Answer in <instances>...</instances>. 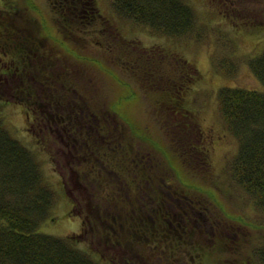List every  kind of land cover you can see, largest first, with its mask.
<instances>
[{
  "label": "rangeland",
  "instance_id": "rangeland-1",
  "mask_svg": "<svg viewBox=\"0 0 264 264\" xmlns=\"http://www.w3.org/2000/svg\"><path fill=\"white\" fill-rule=\"evenodd\" d=\"M6 1L9 5L22 7L25 13L38 19L39 27L42 23L45 35L39 34L41 28L37 30L34 26L35 32L38 31L34 36L40 38V45L48 49L47 54L51 58V63L45 65L44 70L51 69L53 72L61 68L64 82H67L68 76L71 78L74 95L79 94V99L83 95L87 101L90 107L87 117L91 113L97 116L101 107L110 125H119L114 127L120 131L119 138L110 136L109 142H102L115 153L109 156L110 159L95 156L94 153L87 155L79 144L84 135L78 137L77 132L73 134L69 129L64 132L60 129L76 121L73 115L64 113L65 106L61 103L65 118L52 113V116H58L57 121L52 120L47 125L40 123L39 117L28 113L32 108L36 111L44 108L42 103L45 101L41 100L39 104L40 99L35 96L27 98L14 92L19 77L12 73L3 74L5 66L11 61L0 52V121L14 138L32 151L43 177L56 195L49 215L41 221L38 230L66 238L101 264H131L124 259L128 250L137 253V258L142 253L146 254L149 247L144 243L130 247L126 234L118 237L120 242L110 241L113 233L108 229L112 225L101 222L106 217L103 212L111 214L117 211L119 206L116 201L122 196L108 194L110 184L99 177L107 174L130 176L125 169L117 167L119 161H125L118 157L127 153L134 157L140 153L146 156L140 161L156 164L157 176L164 178L172 189L193 198L198 204L202 203L209 211L210 223L206 221L210 236L206 238L196 234L193 241L173 242L177 247L184 243L196 251L198 245L201 254L207 247L210 252L206 253L207 264H210L209 256L211 264H240L241 261L249 264L250 260L251 264H264V208L254 203L251 195L227 170L231 157L238 149V140L225 128L218 107V90L222 86L262 88L251 73L249 59L264 49V31H254L248 23L246 26L238 22L243 19L249 22L248 18L255 19L257 23L264 22V0H184L194 11L196 25L191 31L171 36L120 15L111 0H93L97 13L101 15L99 21L103 23L93 19L80 31L71 33L78 48L74 47L83 59L69 55L59 41L54 45L52 37L51 41L46 38L53 24L46 0ZM4 4V0H0V8ZM236 24L239 26L236 27ZM53 35L59 37L55 30ZM51 44L53 48L49 47ZM128 51L129 57L133 54L166 53L174 65L184 59L192 62L197 69L199 79L191 85L186 98L190 108L197 113L203 142L209 151L213 169L207 180L197 169H189L191 164L188 166L179 157L159 121L161 116L153 110V99L147 95L149 88H146L148 81L154 78L155 70L144 73L143 66H140L137 72L143 75L139 76L133 70L136 63L127 68L124 53ZM35 67L38 68L36 64H31L27 72L35 71ZM152 82L157 83L158 80ZM36 86L42 90L40 85ZM123 86L126 88L123 89ZM113 102L119 110L112 107ZM58 120H61V126ZM84 122V126H90L86 120ZM92 122H95V117ZM68 132L69 135L66 134ZM71 138L78 139L72 144L69 142ZM120 147L121 155L119 151H114ZM107 163H114V166ZM148 191L149 186L142 192L148 195ZM132 199L133 196L129 201ZM106 219L111 221L108 217ZM96 227H100L99 232ZM165 238L156 242L170 244L169 238ZM218 242L224 244L219 245ZM217 254H221L222 259L214 260Z\"/></svg>",
  "mask_w": 264,
  "mask_h": 264
},
{
  "label": "trees",
  "instance_id": "trees-1",
  "mask_svg": "<svg viewBox=\"0 0 264 264\" xmlns=\"http://www.w3.org/2000/svg\"><path fill=\"white\" fill-rule=\"evenodd\" d=\"M46 1L52 12L53 24L47 31L48 37H44L50 41V37H52L53 41L51 42L54 45H56V41H59L62 48L70 53L69 55L83 59V56L76 50L78 47L72 39L71 33L80 31L82 26L92 23L93 19L103 23V21H99L101 15L97 13L94 1ZM111 1L120 15L132 18L134 21L145 24L165 35L183 34L193 30L196 25L194 11L184 0ZM4 2L5 6L0 8V52L9 57L8 61L11 63L5 66L3 74L18 75L20 81L14 89L17 95L20 93L27 98L35 96L36 99H40L39 104L42 103L41 100L45 101L42 103L45 105L44 108H40L39 111L32 108L28 110V113L39 117V122L47 125L52 120L56 122L58 116L64 119V113L68 112L69 116L73 115L76 118V121L69 124V127L60 129L63 132L69 129L73 134L77 132L78 137L84 135V139L79 144L82 145L83 151L87 155L94 153L95 156L110 159L109 156L115 153L110 148H106V144L104 145L102 142H109L110 136L119 138L120 131L114 127H119V125L111 126L101 107L97 116L96 113H91V117L89 115L87 117V110L90 107L83 95L80 99L79 94L74 95L70 76H68L67 82H64L61 68L53 70V72L51 69L44 70V66L51 63V58L47 54L48 49L40 45V38L34 36V34H38V31L35 32L34 29L36 26L38 30V19L30 14L29 16L22 7L9 5L6 0ZM248 19L251 24L245 19L239 21L238 24L242 22V25L247 26L248 23L254 31H264V22L257 23L254 22L255 19ZM238 24L236 27L239 26ZM39 28L42 31L39 34L45 35L41 22ZM54 30L57 32L58 38L53 37ZM53 44L49 47L53 48ZM125 53L127 68L136 63L133 70L137 75H143L137 72L140 66H143L144 71L142 72L144 73H153L155 70L154 78L148 81L149 87L146 88H149L146 91L147 95H151L153 99V110H157L161 116L159 121L166 129L179 157L188 166L191 164L189 169H197V172L201 173V177L207 180L211 177L213 169L209 151L203 142V131L199 125L197 113L190 108L186 98L191 85L199 79L197 69L192 62L180 58V63L174 65L167 58L166 53L163 55L159 52H152L147 53L146 56L133 54L132 57H129V51ZM33 63L38 68L35 67V71L27 72V68ZM53 65L55 66V63ZM249 67L253 76L261 83L260 87L262 88L222 86L218 90V107L225 128L238 140V149L231 157L227 170L231 172L235 181L245 192L251 195L254 203L264 208V49L257 56L249 59ZM155 79L158 80L157 83L152 82ZM58 80H60L59 83ZM36 85H40L42 90H39ZM118 86L120 85L118 84ZM122 88L125 89L126 86ZM81 98L82 102H80ZM60 103L65 106L64 113H62L63 106L61 107ZM112 107L117 110L118 105L113 102ZM52 113L58 116L54 117ZM94 117L95 122H92ZM85 120L90 124L89 127L84 126ZM58 121V125L61 126V120ZM66 134L69 135V132ZM77 139L71 138L69 142L74 144ZM120 150L121 147L118 150L114 149L121 155ZM145 157L140 153L131 157L127 153L118 157V159L125 160L124 163L119 161L116 165L125 169L126 174L129 172L130 176H150L151 178L147 179L151 184L150 191H148L149 197H147L148 210L164 208L165 211H168L170 205L164 201H170V199L166 197L162 189L155 185L158 180L154 177L159 175L156 164L140 161ZM107 165L113 167L114 163H107ZM163 180L165 179L163 178ZM146 189L147 187H144V190ZM122 192L120 190V193L117 194L122 196L117 199V206L120 208L130 207L129 198L123 197L125 194ZM55 196V191L41 173L35 155L14 138L0 121V264H101L84 250L77 249L66 238L38 230L41 221L49 215ZM132 202L138 206L135 203V197ZM173 202L176 203L174 200ZM154 210L152 213L149 211V214L143 215V221L133 217L131 219L129 216H125L127 214L124 215L127 221L124 218L117 219L115 222L113 220V228L108 230L112 233L115 231V233L110 241L120 242L118 237L126 234V240L137 242L141 239L146 245L153 242L152 244L156 248L160 242H156V240L166 239L165 236L170 241L182 238L179 234L191 222L177 219L169 225L161 217L156 216ZM205 235L206 238L210 236L208 231ZM211 237L214 238L212 235ZM190 238L189 236L187 239L190 240ZM152 239L154 240L152 241ZM218 243L219 245L224 244V242ZM166 245L170 250L176 248L174 243ZM197 248H199L198 245ZM211 250L219 254V251L212 247ZM207 252L210 253L208 248L204 254L208 255ZM218 254L214 260L222 259L221 254L220 256ZM207 259H205L206 262H208ZM211 259L209 256L210 264ZM216 263L218 264V262ZM240 264H244V262L241 261ZM249 264H251V260Z\"/></svg>",
  "mask_w": 264,
  "mask_h": 264
},
{
  "label": "flooded vegetation",
  "instance_id": "flooded-vegetation-1",
  "mask_svg": "<svg viewBox=\"0 0 264 264\" xmlns=\"http://www.w3.org/2000/svg\"><path fill=\"white\" fill-rule=\"evenodd\" d=\"M39 128H41V126H39ZM107 176H101L99 178H101L100 180H108V183L110 184V187H108L109 189H107L108 194L115 192L120 193V190H122V193L125 194L126 198H130L133 196L134 199L135 197V203L138 204V206H135L134 203L130 201V207L127 206L125 208H116L117 211L112 212L111 214H109L108 212H103L106 217L105 219L102 218L103 220H101V222L106 221L105 223L112 225L111 228H113V220L115 222L117 219L124 218L127 221V218L125 216H129L131 219L133 217L137 218L140 221H143V215L149 214V211H151L152 213L154 209L148 210L147 206V197L149 196L142 192L144 191V187H151V184H149V182L147 181L148 178H151L150 176ZM154 179L158 180V183H155L156 187L162 189L166 197L170 199V201H164L166 204L170 205L168 211H165L164 208L162 210L156 208V210H154L156 216L161 217L163 221L169 225L172 224V221H176L177 219H182L184 221L189 220V222H191L189 223L188 227L184 228L183 232L179 234L182 237L180 238L181 240L177 239L176 241H170V244H172L173 242H185L186 240H188L187 238L189 236L194 237L190 238V240L192 239L193 241L196 234L206 236L205 234L209 230L207 221H209L210 223L209 211L206 210V206H204L202 203L198 204L193 198H189L188 196L182 195L181 193H177L176 190L172 189L170 184L163 180L161 176H155ZM173 200L176 203H174ZM100 214L101 213L99 211V215ZM121 215L125 216L120 217ZM107 217L110 218L111 221H109V219L107 220ZM126 223L128 224V222ZM186 225L187 223L185 224V226ZM99 228L100 227H96L95 230L99 232ZM113 233H115V231ZM128 241L130 242V247L134 244L140 246L144 242L141 239L137 240V242H133L131 240ZM183 244H180V246H176V248L170 250L167 247L166 243H164L163 241H160L158 243V247L156 248L154 247V244L151 243L147 245L149 247V250L146 254L142 253L139 255V258H137V253L130 252L128 250L125 252L126 257H124V259L126 261H131V264H140L141 262H145L146 264H207L205 260L206 255L204 254L207 247L202 250L204 252L203 254H201V248H197L195 251V248H189L188 244ZM188 249L189 251H187Z\"/></svg>",
  "mask_w": 264,
  "mask_h": 264
}]
</instances>
